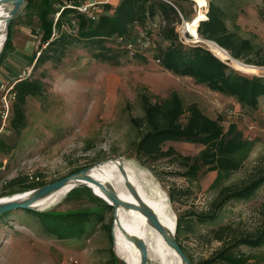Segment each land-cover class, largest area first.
I'll use <instances>...</instances> for the list:
<instances>
[{
  "label": "rangeland",
  "instance_id": "rangeland-1",
  "mask_svg": "<svg viewBox=\"0 0 264 264\" xmlns=\"http://www.w3.org/2000/svg\"><path fill=\"white\" fill-rule=\"evenodd\" d=\"M217 1L225 8L231 29H235L234 24H237L239 33L264 44V8L261 0ZM99 9L102 11V5ZM182 9L190 20L184 18L177 25L180 38L185 44H201L210 49L208 40H200L193 31L185 29V24L201 11L199 3L188 0L182 3ZM207 9L206 6L205 13ZM91 13L97 14L94 10ZM10 22L13 44L10 52L4 53L3 57V48L0 52V62L6 58L0 65V110H6L7 105L10 110L13 97L9 90L16 79L30 74L32 59L41 46L40 21L34 6H29L25 1ZM161 24L160 19L155 18L147 22L146 28L140 25L136 28L151 31V40L158 44L162 43L158 33ZM195 33L199 36L197 30ZM154 48L142 49L146 62L127 55L120 65H113L96 60L87 49L77 46L69 51L58 67L47 63L44 66L48 74L45 94L29 97L27 101L28 126L16 137L9 126L10 111L7 120H2L0 134L7 144H15L16 148L8 154L0 150V198L22 193L17 188L13 191L6 187V182L17 175H39L50 182L104 159L120 157L133 160L153 173L167 193L170 212L175 214L176 219L179 215L186 216L191 230L186 231L183 244L198 262L211 256L221 246L209 235L211 228L219 223H233L246 231L256 230L260 226L263 221L264 185L252 198L230 202L220 213L217 222L199 224L191 213L210 208L217 190L209 186L216 172L203 173L192 181L171 173L185 170L181 157L177 155L144 159L142 162L134 151L138 132L129 119L143 114L142 93H149L153 100H161L172 91H177L186 105L197 103L209 116H222L225 127L235 123L245 136L255 141L243 167L226 182L242 185L264 170V96L258 109L242 107L235 98L214 91L196 82L193 77H180L162 68L154 58ZM228 60L242 72L264 75V66H257V72H251L237 67L234 58ZM170 145L188 156L198 154L203 148L197 143L173 141L167 142L164 149ZM84 186L80 183L76 186L81 196L67 194L63 201L45 210L66 212L94 206L95 202L81 191ZM92 188L105 198L98 186L93 185ZM113 212L106 213L105 222L97 225L88 238L77 240L54 237L45 230L37 216L20 209L12 210L0 219V264H112L109 263L112 243L103 224L110 222L111 217L113 220ZM120 234L121 229L118 238L122 248L131 249L128 255L132 259L138 257L135 245L120 237ZM259 250L264 251V248L254 251ZM114 252L119 261L126 264Z\"/></svg>",
  "mask_w": 264,
  "mask_h": 264
},
{
  "label": "trees",
  "instance_id": "trees-1",
  "mask_svg": "<svg viewBox=\"0 0 264 264\" xmlns=\"http://www.w3.org/2000/svg\"><path fill=\"white\" fill-rule=\"evenodd\" d=\"M28 5L38 10L40 21L41 46L32 59L30 74L14 81L10 91L15 94L11 103L9 126L18 137L28 126L27 101L29 97H41L46 92L45 79L47 70L44 66L52 63L58 67L73 47H83L99 61L120 65L122 58L130 55L126 41L136 35V26L144 28L147 22L159 18L162 22L159 37L162 43L148 47L154 48V58L162 68L174 75L193 77L196 82L231 96L245 108L258 109L264 96V75L248 74L223 60L208 47L201 44H185L177 31V25L187 18L182 3L188 0H119L112 4H102V11L97 14L83 13L77 6L90 0H25ZM201 11L193 16V32L197 37L217 43L226 49L232 58L246 64L264 66V44L238 32L239 26L231 29L227 23L226 10L217 0H196ZM264 8V0H261ZM57 4V8L55 5ZM207 6V12L204 8ZM176 7L181 11L183 18ZM203 7V9H202ZM59 16L56 19V13ZM77 24L76 31L66 29L67 25ZM195 28V30H194ZM151 37V31H147ZM13 32L10 22L3 54L10 52ZM132 56V55H131ZM135 57L144 62L147 58L143 50ZM6 58L2 59L0 65ZM43 69L40 71V69ZM143 114L131 116L129 121L138 132L134 142L135 155L139 160L157 159L161 156L177 155L185 166L182 172H171L188 180H197L203 174L215 171L216 176L210 188L217 190L210 208L191 215L199 224L215 223L220 213L232 201L248 200L264 185V170L242 185L226 184L231 175L241 169L255 146V141L245 136L235 123L228 127L223 124V117L213 118L206 114L197 103L185 104L177 91H172L167 98L153 100L149 93L140 95ZM2 119L0 118V128ZM184 141L201 144L203 148L194 156L183 155L172 145L167 149V142ZM15 144H7L0 134V150L8 154L15 149ZM79 169H75L77 171ZM71 172V173H72ZM55 181V180H54ZM52 182V181H50ZM49 182L39 175H17L6 182V187L24 192ZM97 186V185H95ZM78 187H74L67 196H81ZM83 191L95 202L94 206L81 210L58 212L53 210L20 209L26 214L35 215L45 230L59 239L82 240L88 238L97 225L106 220V213L114 208L102 198L94 195L88 186ZM172 197V192L170 193ZM11 212V211H9ZM9 212L0 215V219ZM263 221L256 230H242L233 223H219L211 228L209 235L219 241L221 246L211 256L196 262L183 244L187 230H191L186 216L179 215L176 224V237L181 247L194 264H264V204ZM189 215V214H185ZM112 217L103 227L110 235L112 246L109 263L120 262L113 249L111 234ZM119 232V226H118Z\"/></svg>",
  "mask_w": 264,
  "mask_h": 264
},
{
  "label": "bare ground",
  "instance_id": "bare-ground-1",
  "mask_svg": "<svg viewBox=\"0 0 264 264\" xmlns=\"http://www.w3.org/2000/svg\"><path fill=\"white\" fill-rule=\"evenodd\" d=\"M198 2V1H197ZM200 7L201 3L198 2ZM11 5L9 3H3L0 5V52L2 51L6 32H7V17L10 14ZM195 20H191L185 24V29L187 31H193V24ZM195 36L196 34L193 33ZM195 40H204L198 37H195ZM194 40V41H195ZM199 40V41H200ZM209 41V40H208ZM210 42V50L214 52L217 56L222 58L223 60H228V58H232L230 54L220 47L217 43L213 41ZM233 59V58H232ZM237 67L244 69L246 71L257 72V66L255 65H246L238 60H234ZM238 69V68H237ZM120 165H122L130 179L134 182L136 187L138 188L142 198L156 211L159 218L162 220L163 224L174 231V225L176 222L175 214L170 212L169 209V199L167 193L162 190L159 183L156 181L154 176L149 170L140 166L133 160L127 159H107L97 165H94L90 169V174L97 178L98 180H102L110 185H112L119 195L127 201L137 203L136 198L131 193V191L125 185V177L120 169ZM91 187H93V183L86 182ZM79 183H72L65 185L58 190L52 192L48 196L42 198L36 206L37 209L45 210L48 209L57 203H59L75 186ZM93 189V188H92ZM22 193H17L12 196H3V200H9L13 197H18ZM104 194V193H103ZM106 197V195L104 194ZM103 197V196H102ZM104 198V197H103ZM63 201V200H62ZM117 217L114 221V236L116 242V250L118 255L124 260H126V264H138L139 262V250L135 247V251L138 254V257L132 259L128 252L131 250L127 248L123 249L119 238H118V226L120 231L119 220L126 228L134 233H138L143 236L148 245V262L147 264H183L180 256L172 249L164 240L162 235L148 223L147 218L138 210L135 209H126L124 207H119L116 209ZM119 218V220H118ZM120 237H125L121 231ZM133 245V244H132ZM132 248V247H131ZM137 256V255H136ZM128 260V261H127Z\"/></svg>",
  "mask_w": 264,
  "mask_h": 264
},
{
  "label": "water",
  "instance_id": "water-1",
  "mask_svg": "<svg viewBox=\"0 0 264 264\" xmlns=\"http://www.w3.org/2000/svg\"><path fill=\"white\" fill-rule=\"evenodd\" d=\"M25 0H0V5L3 3H9L11 5V10L10 14L7 17V31H8V26L10 24V21L12 18L15 17V15L18 13L22 5L24 4ZM184 20V19H183ZM184 22V21H183ZM7 34V32H6ZM224 49V48H223ZM226 50V49H225ZM227 51V50H226ZM237 60V59H234ZM246 64V63H245ZM246 65H251V64H246ZM120 158V157H118ZM115 160L116 158H111ZM121 159V158H120ZM107 159L101 160L99 162H96L94 164H91L87 167H84L82 169H79L77 171H74L60 179H57L55 181L49 182L45 185L27 190L22 192L18 197H13L12 199L9 200H3V198H0V215L12 211V210H17V209H34L38 210L36 208L37 203L44 197L48 196L52 192L58 190L59 188L72 184V183H80L88 186L93 194L96 196L102 198L105 200L108 204L113 206L114 212H113V222H112V227H111V234L113 238V243H114V250L117 253L116 250V240L114 236V221L116 220L117 217V211L120 206L124 207L126 209H135L140 211L148 220V223L150 224L151 227L156 229L164 238L166 243L175 250V252L180 256L183 264H194L191 259L188 257L184 249L181 247L180 243L177 240L176 237V224H177V219L174 225V231L170 230L167 228L162 220L159 218L158 214L156 211L150 206L141 196L138 188L134 184V182L130 179L129 175L127 174L125 168L120 165V169L122 173L124 174L125 177V185L126 187L131 191V193L134 195V197L137 200V203H133L127 200H124L119 193L116 191V189L106 183L103 182L102 180H98L97 178L93 177L90 174V169L94 166L97 165L103 161H106ZM86 182L93 183L98 186L99 190L106 195L105 198H103L100 194L95 192L92 187L89 184H86ZM76 187V186H75ZM119 220V218H118ZM120 224V229L125 236V238L129 241H131L136 248L139 250V255L140 259L138 264H147L148 262V245L145 240V238L138 233H134L133 231H130L128 228H126L124 225L119 220ZM118 254V253H117ZM126 262V260L124 259ZM128 261V260H127ZM128 263V262H126Z\"/></svg>",
  "mask_w": 264,
  "mask_h": 264
},
{
  "label": "built area",
  "instance_id": "built-area-1",
  "mask_svg": "<svg viewBox=\"0 0 264 264\" xmlns=\"http://www.w3.org/2000/svg\"><path fill=\"white\" fill-rule=\"evenodd\" d=\"M105 2H108V0H90L88 2L80 3L77 6V8L83 13H91L92 10H94L95 13H99V11H101L99 9V6H101ZM176 9L178 10L179 14L183 18V15H182L181 11L177 7H176ZM58 16H59V12L56 13V19H57ZM65 28L69 29V30H73L74 29V31H76L77 24H76L75 21H72V25H67ZM137 29L138 28H136V35L133 38H130V39H128L126 41V47L129 49L130 55H132V56L135 55L138 51H141L142 49H144V47H148L149 45L153 44V41L151 40V38L148 35L147 31H144V29L143 30L142 29L137 30ZM13 84H14V82H13ZM13 84H12V87H13ZM12 87L10 88V90L12 89ZM10 90H9V92L12 93V97L14 99L15 94L12 91H10ZM9 111L10 110H9V106L8 105L6 106V110L5 109H1L0 110V118L4 122L8 118Z\"/></svg>",
  "mask_w": 264,
  "mask_h": 264
},
{
  "label": "crops",
  "instance_id": "crops-1",
  "mask_svg": "<svg viewBox=\"0 0 264 264\" xmlns=\"http://www.w3.org/2000/svg\"><path fill=\"white\" fill-rule=\"evenodd\" d=\"M109 2H111L112 3V1L111 0H108ZM119 2V0H113V3H118ZM195 16V15H194ZM193 18V17H192Z\"/></svg>",
  "mask_w": 264,
  "mask_h": 264
}]
</instances>
